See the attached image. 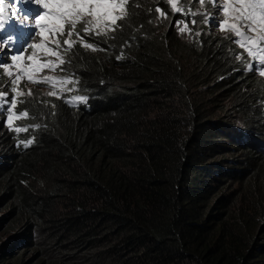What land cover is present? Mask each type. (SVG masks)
I'll use <instances>...</instances> for the list:
<instances>
[{
	"label": "trees",
	"instance_id": "16d2710c",
	"mask_svg": "<svg viewBox=\"0 0 264 264\" xmlns=\"http://www.w3.org/2000/svg\"><path fill=\"white\" fill-rule=\"evenodd\" d=\"M132 3L87 39L104 51L64 56L87 104L31 102L28 148L0 128V264H264V79L167 0Z\"/></svg>",
	"mask_w": 264,
	"mask_h": 264
},
{
	"label": "snow or ice",
	"instance_id": "6c2138e0",
	"mask_svg": "<svg viewBox=\"0 0 264 264\" xmlns=\"http://www.w3.org/2000/svg\"><path fill=\"white\" fill-rule=\"evenodd\" d=\"M196 2L203 6L205 0H196ZM35 3L40 5L46 11L40 15L34 24L38 27L36 36L41 38L40 43H31L26 46L23 52H13L12 45L15 43L12 37L0 40V51L8 49L11 64H4L3 72L12 77L11 92L15 95L9 102L7 101V93L0 92V114L6 112V127L9 131L16 133L17 147L22 146L28 148L34 143V139H19L20 133H27L30 131V126H16L14 121L28 116V112L24 111L19 115L15 112L17 107V97L23 95L19 90L18 85L25 77L28 81L36 82V76L45 68L55 70L58 66L66 63L64 56L61 54L70 52L77 40L73 39L75 35L79 40L80 45L84 49H91L93 52L104 51V49L94 46L91 42H85L81 38L80 33L76 31L79 24H83V33L89 36L104 37L103 42L115 39L113 34L122 30L123 24L129 16L130 0H35ZM171 5L173 12H183V8L178 6L177 0H167ZM213 7L218 8L216 18L212 19V26H218L219 29L227 31L234 37L233 43L239 46L243 53L256 64V71L260 77H264V0H212ZM132 6H136L133 0ZM13 15L15 11H10L5 8L4 0H0V20L4 18L5 12ZM161 19H167L164 12L159 7L155 8ZM222 12L223 19H219ZM201 13L191 11L185 15L195 17ZM204 23L208 24L210 17L204 13ZM28 17H23L21 23H28ZM192 25L197 22L195 19L190 21ZM182 25V26H181ZM69 29L67 32L65 31ZM176 27L183 33L191 34L193 29L189 27V23L184 20H178ZM67 36L63 40L62 36ZM202 33L195 31V36L200 37ZM113 47V45H110ZM27 48H30L31 54H28ZM43 54L46 58L43 62L41 56ZM55 57V60L50 59ZM118 60L124 59L123 53L116 57ZM237 60L243 61L244 57L236 56ZM247 71H253V64L245 65ZM16 69L15 74L12 69ZM45 82L51 84L53 89L59 86L58 91H50L48 93L51 97L58 96L59 93H69L76 89L79 80L74 76H65L57 78L53 76H45L42 78ZM71 86V87H69ZM31 95V93H29ZM89 97L83 95H75L71 99L65 101L68 104L75 106L78 103L87 104ZM7 104V108L4 105ZM54 106V105H53ZM34 127L39 129L40 124H35Z\"/></svg>",
	"mask_w": 264,
	"mask_h": 264
},
{
	"label": "rangeland",
	"instance_id": "374dc122",
	"mask_svg": "<svg viewBox=\"0 0 264 264\" xmlns=\"http://www.w3.org/2000/svg\"><path fill=\"white\" fill-rule=\"evenodd\" d=\"M222 2V0H221ZM5 8L10 11H15L13 15L8 16V12L6 11L4 14L3 20H0V40H3L8 37H12L15 41V43L11 46L13 52H23L27 45L31 43H40L41 38L36 36V33L38 32V27L35 26L34 21L42 15L46 10L42 8L40 5L35 3V0H4ZM178 6L183 8V16H190V20L195 19L196 24L195 27L201 26L204 28L205 32L211 34V35H218L221 37H224L227 39L228 44L232 45L234 37L231 33L227 31H221L218 26L213 27L212 26V19L216 18L217 12L219 11L218 8L213 7L212 0H205V4L203 6L199 5L196 0H177ZM28 7L30 9V14L26 17H28L29 21L28 23H21L22 18L24 17L22 15V8ZM196 11L201 14L196 15L195 17H192L191 15H185V13ZM204 13H207L210 17L209 23L205 24V16ZM219 19L222 21L223 15L222 12L220 13ZM177 23V22H176ZM182 26V25H181ZM179 29V27H178ZM15 30V31H12ZM69 29L66 26L65 31L67 32ZM77 32L80 33L81 38L85 40V42H89L87 39L94 37V35L89 36L85 33H83V24H79L76 29ZM21 34V35H20ZM18 37L22 38V41L18 40ZM62 49L66 46L63 45V40L67 39V36L60 37ZM74 40H77V43L79 46V40L74 35ZM235 44V43H234ZM24 47L23 51H20ZM83 48V47H82ZM84 49V48H83ZM85 50H91V49H85ZM31 49L27 48L28 54H31ZM39 54V53H38ZM63 56H66V53L62 51L61 53ZM41 56V61L43 62L46 58L43 56V54H39ZM246 56V53H245ZM0 66L4 64H11L10 55L8 54V49H5L3 51H0ZM50 59L55 60V57H50ZM247 62H245V65L248 63L253 64V71H256V64L253 62L250 58L246 56ZM68 66L66 64L62 66H58L55 70H50L45 68L43 71L39 72L36 76V82L28 81L25 77L21 80V82L18 85L19 90L23 93V95L17 97L18 103L17 107L15 109V112L19 115L20 113L26 111V107H29L31 102H37L41 104H47L51 105L52 102L55 99H63L65 101L71 99L75 95H79L77 90L69 93H59L56 97H51L48 95L50 91H58L59 86H57L56 89H53L51 84L45 82L42 78L45 76H53L57 78H62L65 76H69L67 73ZM13 73L15 74L16 69H12ZM258 74V72H257ZM264 79V77H262ZM12 77H8L3 72V67H0V92L7 93V101H11L13 99L14 93L11 92V81ZM71 87V86H69ZM31 93V95H29ZM71 105V104H69ZM77 105V104H76ZM73 106V105H72ZM5 108H7V104L4 105ZM27 120L28 117H23L19 120L14 121V124L16 126H27ZM6 112L3 114H0V128L6 127ZM6 210L0 205V240L6 239V237L9 235V232L6 230L5 223H6Z\"/></svg>",
	"mask_w": 264,
	"mask_h": 264
},
{
	"label": "clouds",
	"instance_id": "9594fccd",
	"mask_svg": "<svg viewBox=\"0 0 264 264\" xmlns=\"http://www.w3.org/2000/svg\"><path fill=\"white\" fill-rule=\"evenodd\" d=\"M24 17H26V16H24ZM12 31H15V30H12ZM20 35H21V34H20ZM18 40H19V41H22L23 39L20 38V37H18ZM233 45H234L235 47H237V48L240 50V55L244 57L243 62H244V63L247 62V59H246L245 53L242 52V50L239 48L238 45H236V44H234V43H233ZM23 50H24V47H23L20 51H23ZM0 59H1V57H0ZM253 70H254V69H253ZM64 101H65V100H64ZM71 106H72V105H71Z\"/></svg>",
	"mask_w": 264,
	"mask_h": 264
}]
</instances>
